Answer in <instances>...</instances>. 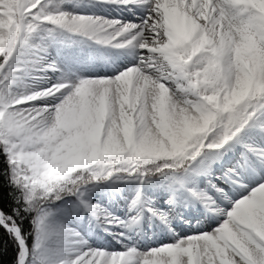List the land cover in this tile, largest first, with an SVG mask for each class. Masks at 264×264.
<instances>
[{"label": "snow or ice", "instance_id": "1", "mask_svg": "<svg viewBox=\"0 0 264 264\" xmlns=\"http://www.w3.org/2000/svg\"><path fill=\"white\" fill-rule=\"evenodd\" d=\"M0 264H264V0H0Z\"/></svg>", "mask_w": 264, "mask_h": 264}]
</instances>
